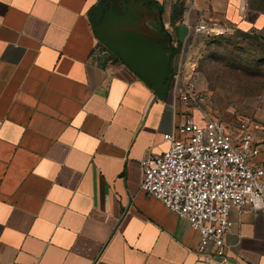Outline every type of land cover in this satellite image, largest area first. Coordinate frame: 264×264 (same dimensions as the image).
Wrapping results in <instances>:
<instances>
[{
  "label": "crops",
  "instance_id": "1",
  "mask_svg": "<svg viewBox=\"0 0 264 264\" xmlns=\"http://www.w3.org/2000/svg\"><path fill=\"white\" fill-rule=\"evenodd\" d=\"M141 1L145 27L172 44L173 74L199 22L262 19L248 0H0V264H218L196 252L187 219L140 189L145 154L165 151L183 118L174 75L161 99L115 54L92 56L90 13ZM230 218L223 264H264V212Z\"/></svg>",
  "mask_w": 264,
  "mask_h": 264
},
{
  "label": "built area",
  "instance_id": "2",
  "mask_svg": "<svg viewBox=\"0 0 264 264\" xmlns=\"http://www.w3.org/2000/svg\"><path fill=\"white\" fill-rule=\"evenodd\" d=\"M196 31L215 33L204 21ZM92 56L108 65L116 58L101 42ZM185 65L183 61L173 74L183 118L164 134L169 143L165 151L145 154L140 189L190 222L199 233L196 252L203 259L223 264L231 250L227 236L233 227L232 208L264 212V160L258 159L261 149L248 123L231 128L209 114L205 94L194 73L186 75Z\"/></svg>",
  "mask_w": 264,
  "mask_h": 264
},
{
  "label": "rangeland",
  "instance_id": "3",
  "mask_svg": "<svg viewBox=\"0 0 264 264\" xmlns=\"http://www.w3.org/2000/svg\"><path fill=\"white\" fill-rule=\"evenodd\" d=\"M248 4L262 19L200 34L184 59L185 72L194 73L211 116L231 128L248 123L264 157V0Z\"/></svg>",
  "mask_w": 264,
  "mask_h": 264
},
{
  "label": "water",
  "instance_id": "4",
  "mask_svg": "<svg viewBox=\"0 0 264 264\" xmlns=\"http://www.w3.org/2000/svg\"><path fill=\"white\" fill-rule=\"evenodd\" d=\"M146 8L141 1L116 11L104 3L90 13V20L97 39L145 78L159 98L166 99L173 77V47L159 31L145 27L142 13Z\"/></svg>",
  "mask_w": 264,
  "mask_h": 264
}]
</instances>
